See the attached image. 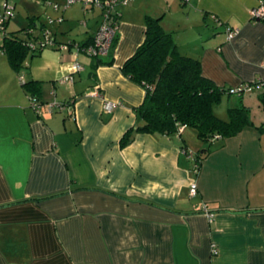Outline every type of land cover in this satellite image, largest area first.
Returning a JSON list of instances; mask_svg holds the SVG:
<instances>
[{
    "label": "crops",
    "instance_id": "1",
    "mask_svg": "<svg viewBox=\"0 0 264 264\" xmlns=\"http://www.w3.org/2000/svg\"><path fill=\"white\" fill-rule=\"evenodd\" d=\"M84 1L72 0L84 34L75 39L54 29L59 44L80 45L96 30L100 12L84 10ZM257 2L118 5L109 65L93 67L91 57L61 45L29 57L22 75L41 82L36 108L0 51V264H264V131L244 127L203 148L181 127L170 135L133 132L118 145L142 123L135 108L143 89L120 67L142 42L146 15L159 18L178 52L198 58L201 74L217 86L257 82L241 103L264 129L257 99L264 91V19L248 15ZM75 20L66 19L67 28ZM225 27L238 32L227 40ZM73 61L81 69L71 71ZM68 73L71 82H60ZM93 88L99 96L90 95ZM51 102L57 106L48 108ZM189 153L199 162L196 174Z\"/></svg>",
    "mask_w": 264,
    "mask_h": 264
},
{
    "label": "trees",
    "instance_id": "2",
    "mask_svg": "<svg viewBox=\"0 0 264 264\" xmlns=\"http://www.w3.org/2000/svg\"><path fill=\"white\" fill-rule=\"evenodd\" d=\"M4 4L14 10V5L8 0H0V15ZM10 19L11 17L3 22L0 51L6 56L11 68L18 73L20 84L29 99L36 103L41 82L35 79L24 80L21 72L24 67L27 68V64H24L26 59L46 46L76 45L81 48L91 42L93 35L88 36L80 45L73 41L59 44L54 39V31H50L44 22L37 21V16L29 17L27 25L17 31H7ZM45 30L51 38L50 43L40 44ZM92 59L93 67L111 63L110 54L104 59ZM120 70L130 81L139 85L144 94L141 103L135 108L142 123L135 129L128 128L121 135L119 147L131 141L133 132L170 135L179 132L181 127H192L197 139L210 143L217 138L232 137L244 127L264 131L261 126L252 124L247 106L241 103L242 93L230 92L229 87L217 86L205 78L201 74L199 59L178 52L172 35L161 27L159 18L148 15L144 17L143 40L125 59ZM256 83L248 82L250 86ZM223 96L234 97V102L226 108L225 119L213 113V107ZM257 99L264 112V91Z\"/></svg>",
    "mask_w": 264,
    "mask_h": 264
},
{
    "label": "built area",
    "instance_id": "3",
    "mask_svg": "<svg viewBox=\"0 0 264 264\" xmlns=\"http://www.w3.org/2000/svg\"><path fill=\"white\" fill-rule=\"evenodd\" d=\"M131 0H86L84 1V10L88 8H97L100 12V20L98 23V26L96 30L93 33L92 40L89 44L79 48L76 45H74L72 48L76 51H81L85 55L91 57V58H102L107 56L109 53V50L111 48V43L117 33L118 28V22L116 20V17L119 15L116 11V6L118 5H125L129 3ZM72 0H66V4H70ZM249 18L251 20L257 21V20H263L264 19V0H258L256 6L252 7L248 11ZM13 16L12 7L9 5L4 4L3 6V12L0 15V35L3 33V22ZM59 20L56 19V21ZM225 37L227 40H230L233 38L237 32V28H231V27H225ZM44 38L41 41L40 44H49L50 39L48 35V31H44ZM60 46V45H59ZM61 47H66V45H61ZM81 69V65L77 61H73L71 65V71H77ZM72 80V74L68 73L65 76L60 78V82H71ZM250 85L244 84L239 85L235 88L230 89V92H234L236 94L243 93L245 91L250 90ZM91 96H99V93L97 89L93 88L90 92ZM30 105L32 108H36L37 105L33 101L29 99ZM57 104L54 102H51L48 104V108H51V106ZM113 106L112 102L105 101L103 102V108L106 110H110ZM36 110V109H35ZM181 128H179L180 130ZM178 130V131H179ZM189 156L192 157V154L189 153ZM193 158V157H192ZM190 172L192 174H196L198 172V163L196 159H193L192 166L190 169ZM196 192V186L194 181L191 180V182L188 185V194L189 196H193ZM201 212L208 218L212 216V213H210L205 206L202 204L201 206ZM211 253L213 255L216 254L217 250L214 247V244L210 245Z\"/></svg>",
    "mask_w": 264,
    "mask_h": 264
},
{
    "label": "rangeland",
    "instance_id": "4",
    "mask_svg": "<svg viewBox=\"0 0 264 264\" xmlns=\"http://www.w3.org/2000/svg\"><path fill=\"white\" fill-rule=\"evenodd\" d=\"M11 4L14 5V15L8 22L7 31H17L23 27H25L28 23L29 17L37 16V21L44 22L46 27L50 29V31L54 30L58 32V34L68 35L71 37L80 38L84 34L83 27L78 26L77 20L82 19L83 13L79 8V3L71 2L70 4H66V0H8ZM78 8V9H74ZM56 21V19H58ZM73 18L75 21L69 26L71 28H67L66 19ZM94 23V21L92 22ZM68 25V24H67ZM92 25V24H91ZM29 57L25 61V65L28 63ZM24 72L26 67L22 69ZM21 72V73H22ZM234 97L230 96L229 98L222 97L220 102H218L213 107V113L221 118H226V108L232 103ZM254 121H257L252 117ZM186 130L190 131L194 142L196 141L195 130L192 127H186ZM204 145L203 148L207 146H211L214 141L208 143L206 141H202Z\"/></svg>",
    "mask_w": 264,
    "mask_h": 264
}]
</instances>
